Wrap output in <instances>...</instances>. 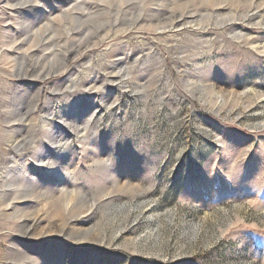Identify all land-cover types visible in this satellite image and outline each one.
Returning a JSON list of instances; mask_svg holds the SVG:
<instances>
[{
  "label": "rangeland",
  "instance_id": "374dc122",
  "mask_svg": "<svg viewBox=\"0 0 264 264\" xmlns=\"http://www.w3.org/2000/svg\"><path fill=\"white\" fill-rule=\"evenodd\" d=\"M0 264H264V0H0Z\"/></svg>",
  "mask_w": 264,
  "mask_h": 264
}]
</instances>
